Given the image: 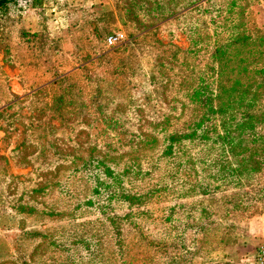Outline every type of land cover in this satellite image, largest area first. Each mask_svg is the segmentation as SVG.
<instances>
[{
  "label": "rangeland",
  "instance_id": "1",
  "mask_svg": "<svg viewBox=\"0 0 264 264\" xmlns=\"http://www.w3.org/2000/svg\"><path fill=\"white\" fill-rule=\"evenodd\" d=\"M106 3L109 34L80 16L70 37L52 44L41 32L16 48L13 68L1 65L0 264H216L240 225L264 215V126L235 128L264 117V87L247 91L264 72L239 39H264V0H196L152 16L145 0ZM226 44L231 94L207 113L198 98ZM72 51L83 68L31 84L46 53L61 71L77 62Z\"/></svg>",
  "mask_w": 264,
  "mask_h": 264
},
{
  "label": "trees",
  "instance_id": "2",
  "mask_svg": "<svg viewBox=\"0 0 264 264\" xmlns=\"http://www.w3.org/2000/svg\"><path fill=\"white\" fill-rule=\"evenodd\" d=\"M196 0H145L144 6H142L143 11L152 16V13H156V14H164L167 10L173 9L175 5L180 4V3H186V7H188L189 5H192ZM248 1V0H247ZM6 2L7 0H0V40L4 39L5 36V13H6ZM176 2V3H173ZM139 11L141 10L140 8L138 9ZM84 11V10H82ZM78 12L76 11V9H69V13H68V23L67 26L65 28H63L60 33L58 35H50V37H47V40H49L50 43L55 44L56 41H59L60 39H62V37H70L71 36V32H76L77 31V26H78V18H80V16L82 17H88L89 15H93L91 14V12L88 13H82V12ZM133 13L135 14L134 11H132L130 14L131 16H134ZM111 12H106L104 13V18H103V23L108 22L111 18ZM102 16V15H101ZM160 16V15H159ZM100 19V18H99ZM98 20V16L97 17H93L92 22L94 23V26L92 27V32L96 33L97 36H105L107 34H109V30L108 29H103V27H101L99 21ZM101 20V19H100ZM99 32V33H98ZM240 33H237L236 36L239 37ZM41 34H29L28 32H25L23 30L20 31V38L23 37V39H20V41L22 40L23 42H27L30 43V39L29 38H36L38 36H40ZM52 36V37H51ZM57 36V37H56ZM55 37V38H54ZM105 39V38H104ZM240 39V42L242 43L241 46H243V43L245 40H248V42L245 45H248L249 47L252 48L253 54H255V61L256 62V69L260 68L263 69L264 72V39L263 36H253L249 34V31L246 30V33L244 35V38ZM23 42H20L21 44L18 45V48H22V47H26L24 44H22ZM231 47V44H226L225 47H219V45L215 46V49L213 50V53L211 54V57L213 58V61L215 60L217 63V68L218 70L216 71V78H215V84H211L210 86H206V90L210 89V93L208 92H204L202 94H200V98H198L200 100L201 103L204 104V106L207 109V113H219L221 107L225 104V102H228L227 98L229 96H226V91H224L222 89V87L224 86V83L222 81L223 78V70L222 68L224 67V60L225 57L229 51V48ZM257 47L259 49H257ZM28 49L31 48L27 47ZM51 50L55 49V45L50 47ZM77 51V50H76ZM72 54L74 56V58L76 59L77 57H75V51H72ZM49 53L47 56V53L44 55L45 58L42 60L43 63V72L42 74H40V81L36 82L33 81L31 84L32 85H41V84H45L48 83L49 84H55V83H59L61 82L65 77H67L70 74H73L75 71L79 70L80 68H83L84 65H78L80 63H83L86 58H77V62L75 63L74 66H71L70 64H66V67L64 69H61V71L57 70V66L54 65L55 63V59L54 58H49ZM105 55H99L96 57V60H100L104 57ZM5 61L7 60L9 62L10 65L14 66L15 60L13 61L12 59V53L9 55L8 53L5 54L4 56ZM78 65V66H77ZM68 66V67H67ZM77 66V70L74 68ZM73 70V71H72ZM66 73V74H65ZM256 73H261V70H257ZM252 79L255 81V85L252 86V82H249L247 84V86L249 85V88L247 89V91H254L256 93L259 94L260 88L264 87V74L257 77V76H253ZM257 79V81H256ZM240 85V84H239ZM238 86V85H236ZM208 87V89H207ZM255 98V97H252ZM5 103L7 101H4ZM9 109V106H3L0 107V112H6ZM258 126H264V117L261 119H255L254 121H248V122H238L236 127L238 130L241 129L247 133L253 131L254 128H257Z\"/></svg>",
  "mask_w": 264,
  "mask_h": 264
},
{
  "label": "crops",
  "instance_id": "3",
  "mask_svg": "<svg viewBox=\"0 0 264 264\" xmlns=\"http://www.w3.org/2000/svg\"><path fill=\"white\" fill-rule=\"evenodd\" d=\"M31 5L23 12L15 6V0H7L5 13V36L0 40V55L5 56L14 53L20 42V31L29 34H39L47 31L50 35H58L67 26L69 9H76L82 13L91 12L98 16L99 22L103 23L104 13L111 12L106 0H30ZM84 10V11H82ZM77 13V14H78ZM102 15V16H101ZM101 20H100V19ZM86 22V21H85ZM89 27L94 23L89 21ZM92 25V26H91ZM6 67L13 68L9 62L0 61V70ZM23 67V66H21ZM6 74L2 77L6 78ZM239 228L236 241L227 247L219 262L216 264H252L256 247L264 244V215L247 218Z\"/></svg>",
  "mask_w": 264,
  "mask_h": 264
},
{
  "label": "built area",
  "instance_id": "4",
  "mask_svg": "<svg viewBox=\"0 0 264 264\" xmlns=\"http://www.w3.org/2000/svg\"><path fill=\"white\" fill-rule=\"evenodd\" d=\"M121 38V35L109 36L107 38L109 44H115ZM253 264H264V244L259 245L254 253Z\"/></svg>",
  "mask_w": 264,
  "mask_h": 264
}]
</instances>
